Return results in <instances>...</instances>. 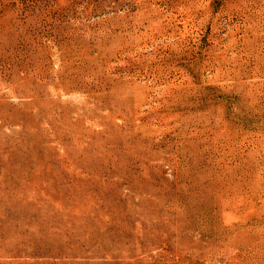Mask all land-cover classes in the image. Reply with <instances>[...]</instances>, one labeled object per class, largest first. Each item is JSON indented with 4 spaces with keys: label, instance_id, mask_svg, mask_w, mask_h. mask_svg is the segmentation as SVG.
<instances>
[{
    "label": "rangeland",
    "instance_id": "1",
    "mask_svg": "<svg viewBox=\"0 0 264 264\" xmlns=\"http://www.w3.org/2000/svg\"><path fill=\"white\" fill-rule=\"evenodd\" d=\"M0 264H264V0H0Z\"/></svg>",
    "mask_w": 264,
    "mask_h": 264
}]
</instances>
